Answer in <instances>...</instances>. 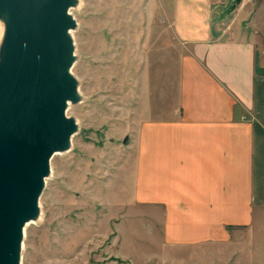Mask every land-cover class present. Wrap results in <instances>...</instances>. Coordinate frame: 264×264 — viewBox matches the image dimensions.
<instances>
[{
  "label": "crops",
  "instance_id": "0c3cea01",
  "mask_svg": "<svg viewBox=\"0 0 264 264\" xmlns=\"http://www.w3.org/2000/svg\"><path fill=\"white\" fill-rule=\"evenodd\" d=\"M248 3L174 0L172 54L130 121L134 201L194 264H264L249 254L264 232V6Z\"/></svg>",
  "mask_w": 264,
  "mask_h": 264
},
{
  "label": "rangeland",
  "instance_id": "374dc122",
  "mask_svg": "<svg viewBox=\"0 0 264 264\" xmlns=\"http://www.w3.org/2000/svg\"><path fill=\"white\" fill-rule=\"evenodd\" d=\"M210 1L220 13L238 6ZM245 1L254 10L264 6V0ZM77 2L71 74L80 101L66 114L78 131L70 149L50 160L41 217L24 228L20 264H194L187 248L164 244L158 221L134 201L124 160L133 113L144 104L152 73L160 71L158 59L172 54L167 16L174 0ZM252 232L249 254H263L264 232Z\"/></svg>",
  "mask_w": 264,
  "mask_h": 264
},
{
  "label": "water",
  "instance_id": "95a60500",
  "mask_svg": "<svg viewBox=\"0 0 264 264\" xmlns=\"http://www.w3.org/2000/svg\"><path fill=\"white\" fill-rule=\"evenodd\" d=\"M77 4L0 0V264H20L50 160L70 149L78 131L66 114L80 101L69 12Z\"/></svg>",
  "mask_w": 264,
  "mask_h": 264
},
{
  "label": "bare ground",
  "instance_id": "6f19581e",
  "mask_svg": "<svg viewBox=\"0 0 264 264\" xmlns=\"http://www.w3.org/2000/svg\"><path fill=\"white\" fill-rule=\"evenodd\" d=\"M72 10L77 11V10H78V4H77L75 7H73V8L71 9V11H69L70 14H71ZM2 31H3V22H2V20L0 19V39H1V36H2ZM73 31H74V30H72V31L70 32V36L72 37V39H73ZM68 106H69V105H68ZM58 154H59V153H58ZM40 217H41V215H40V213H39L38 216L36 217V219L33 220V221H31L30 223H38L39 220H40ZM30 223H28V224H30ZM26 225H27V224H26Z\"/></svg>",
  "mask_w": 264,
  "mask_h": 264
}]
</instances>
